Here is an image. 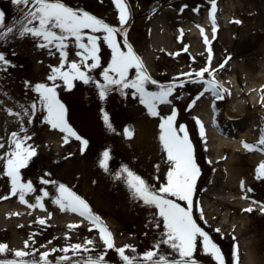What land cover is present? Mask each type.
<instances>
[{
    "label": "rangeland",
    "instance_id": "obj_1",
    "mask_svg": "<svg viewBox=\"0 0 264 264\" xmlns=\"http://www.w3.org/2000/svg\"><path fill=\"white\" fill-rule=\"evenodd\" d=\"M66 2L74 7H84L113 24L119 23L113 0ZM128 3L131 10L127 23L128 39L141 57L145 70L162 83L180 78L186 81L184 85H177L170 97L171 103H161L157 108L161 115H167L176 106V125L184 123L193 141L201 169L194 193V215L220 245L225 264H244L249 251L247 245L264 263V212L241 211L224 199L230 192H236L234 185L238 182L231 169L234 165L229 163L230 158L239 156L246 159L248 154L240 155L213 140L214 135L233 144L242 140V136L259 139L260 131L264 129V90L257 105L249 103L257 99L259 93L253 82L264 79V0H217L215 17L218 27L215 33L209 16L210 0H128ZM0 9L6 11L8 21L18 16V8L12 0H0ZM171 32L180 41L178 38H166ZM191 32L198 34L199 39L196 40ZM205 36L210 44L205 43ZM120 39L123 46L122 33ZM0 50L14 61L6 70H0V137L7 140L8 134L19 128L20 119L24 120L29 132L34 133L32 142L38 146L37 155L21 170L23 178L32 179L37 189L35 193L27 194L26 199L35 203V196L42 195L40 190L43 188L50 193L44 197L45 208L39 205L33 208L13 194L6 208L0 207V242L7 243L10 249L25 248L29 252L34 247L37 253L55 248L56 251L50 253L53 260L64 255L65 245L84 243L88 238L96 244L94 252L105 251L99 230L90 227L87 217L71 210H61L53 202L56 185L39 179L44 176L45 180L68 184L85 197L112 232L117 246L134 244L140 251L151 246L153 238L158 235L149 226L154 210L134 200L123 181L114 178L112 172L121 163H127L153 184L166 182L168 166L159 140V117L151 115L138 97H133L130 92L127 96L111 92L101 100L94 84L86 85L77 79L74 87L69 89L58 78V93L68 108V120L88 140L81 151L79 139L71 136L65 142V133L44 121L43 109L37 111L31 122L27 115L18 118L7 111L12 108L21 112V105L30 107V101L37 98L34 88L25 86L26 81L33 85L37 82L51 83L48 75L51 65L60 62L58 50L40 47L33 37L16 34H11L6 41L0 40ZM77 52L75 45H69V59L78 60ZM101 54L106 66L111 57V49L106 42L101 43ZM209 55L210 67L216 69V79L229 90L221 94L222 99H217L210 92L196 99L203 84L176 75L189 72L192 67L208 66ZM102 70L98 67L92 72L102 80L99 76ZM129 74L135 76V68L130 69ZM193 99L196 102L189 109L187 105ZM213 101L217 109L215 113ZM101 108L109 113L115 132L106 127ZM197 113H201L200 116ZM197 117L203 122L206 138L200 136ZM126 125L133 132L131 137L124 133ZM105 147L112 153L109 161L111 172H106L99 164ZM2 168L3 160L0 159ZM244 183L245 199L258 201L264 206V190L257 192L249 182ZM0 192L11 193L10 178L0 176ZM39 217H43L46 223H40ZM246 223L247 228L241 230ZM25 241H28L27 247ZM237 245L239 254L235 257ZM106 251L108 261L121 264L115 249ZM12 254L11 251L8 253L9 256ZM194 256L202 264H216L210 254L203 253L202 247H198Z\"/></svg>",
    "mask_w": 264,
    "mask_h": 264
},
{
    "label": "snow or ice",
    "instance_id": "obj_2",
    "mask_svg": "<svg viewBox=\"0 0 264 264\" xmlns=\"http://www.w3.org/2000/svg\"><path fill=\"white\" fill-rule=\"evenodd\" d=\"M12 3L18 8V16L8 21L6 11L0 9V40L6 41L11 34L20 37L31 36L37 41L38 46L57 49L60 62L51 65L48 75L51 83L37 82L33 85L30 81L25 82L26 87L34 88L37 93V98L30 101V107L21 105V112H15L12 108H8L7 111L18 118L27 115L31 122L37 111L43 109L44 121H47L53 129H61L65 133V142L71 136L79 139L82 142L81 151H83V146L88 144V140L69 122L68 108L58 93L57 79L59 78L69 89L74 87V81L77 79L86 85L94 84L101 100H105L111 92H119L122 96H127L130 92L133 97H138L139 102L146 106L151 115L159 117L161 130L159 140L166 153L164 162L168 167L166 182L162 184H153L127 163H121L119 168L112 172L114 178L123 181L134 200L154 210L149 226L158 235L153 238L151 246L145 250H138V246L134 244L117 246L112 232L102 217L92 210L85 197L75 192L66 183L45 180L44 176H40L39 179L44 183L56 185L53 202L59 205L61 210H71L87 217L91 222L90 227L99 230L105 251L94 252L96 244L88 238L84 243L65 245L64 255L53 260L50 258V253L55 252V248L37 253L34 247L29 252L25 248L10 249L7 243L0 242V264H65V262L67 264H113L106 259L108 249L117 251L121 264H202L194 256L198 247H202L203 253L210 254L216 264H225L220 245L201 226L194 215L193 209L196 203L194 193L201 169L187 127L184 123H180L177 127L178 108L176 106H173L167 115H161L157 108V105L161 103H171L170 97L176 91L177 85H184L186 81L180 78L162 83L145 70L141 57L128 39L127 23L131 16L128 0H113L117 10L118 24H113L84 7H74L66 0H12ZM210 3L209 16L214 25L212 31L215 33L218 27L215 17L217 0H210ZM180 10L183 11V8ZM121 33L123 46L120 39ZM204 39L206 44L211 43L207 36ZM102 42H106L111 49V57L106 66L102 60ZM69 45H75L77 48L78 60L69 59ZM208 51L211 53L212 49L209 47ZM208 60V66L199 69L192 67L189 72L176 75L203 84L202 90L196 94V99L205 92H210L217 99H222L221 94L229 90L216 79V69L210 67L211 55ZM13 63L14 61L8 58L7 53L0 50V70H6ZM98 67L103 69L99 73L102 80L92 72ZM133 68L136 75L130 76V69ZM196 99L188 103L189 109ZM212 107L215 113L217 111L215 101ZM101 112L106 127L115 132L109 113L103 108ZM196 120L200 125V136L205 137L203 122L199 117ZM124 133L129 137L133 135L128 125L124 127ZM33 135L34 133L29 132L24 120L20 119L19 128L12 130L7 140L0 137V159L3 160L0 176L10 178L11 194L18 195L19 200L24 204L33 208L37 205L45 208L44 197L50 196L48 189H41L42 195H36L35 203H30L26 196L29 193H35L37 189L32 179L23 178L21 171L37 155L38 146L32 142ZM241 143L245 149L259 148L261 152H264V129H261L257 142L249 143L243 140ZM5 148L6 151H4ZM111 155L110 149L105 147L99 157V164L106 172H111L109 164ZM156 167L159 169L160 165L157 164ZM256 176L258 179L264 178V160L256 166ZM156 179L159 181V176ZM241 187H245L243 180H241ZM177 198L186 203L178 202ZM252 207L249 205L247 211H252ZM260 211L264 212V206L260 208ZM38 220L42 224L46 223L43 217H39ZM69 226L73 225L70 223ZM24 243L27 247L28 241ZM10 251L13 253L11 256L8 255ZM32 253L37 255L33 256ZM238 254L237 245L234 256L238 257Z\"/></svg>",
    "mask_w": 264,
    "mask_h": 264
},
{
    "label": "bare ground",
    "instance_id": "obj_3",
    "mask_svg": "<svg viewBox=\"0 0 264 264\" xmlns=\"http://www.w3.org/2000/svg\"><path fill=\"white\" fill-rule=\"evenodd\" d=\"M191 35H194L195 39H199V35L192 33ZM166 38L168 39H177L179 40V37L172 32L166 35ZM194 39V41H195ZM180 41V40H179ZM193 41V42H194ZM200 43V40L198 41ZM184 44H190L188 41H183ZM196 43V41H195ZM193 47V46H192ZM230 55V54H229ZM264 79H261L259 82H253V85H255L259 89V93L257 95V99L249 101V103L253 105H257L259 102L257 101L259 96L262 94L261 92L264 90ZM258 102V103H257ZM201 113H197V115L200 116ZM202 116V115H201ZM245 136H242V140H246L249 143H255L258 141V138H250V139H245ZM213 140L217 142V145L222 146V147H227L232 151H235L239 153L240 155H247L246 159L239 158V156H233L230 158L229 163L234 165L231 167L233 169V174H235V177L237 179V183L234 185L235 191L236 192H230L227 196V198H224L226 201L229 203H232L237 209H240L241 211L247 210L249 205H252V210L257 211L258 214H262L263 212L260 211V208L262 207L261 203L258 201H248L245 199V195H247V191L245 188L241 187V180L244 182H249V186H254V189L258 192L259 190H264V178H257L256 176V166L261 160H264V152H261L259 149H245L243 144L241 143L242 140H240L238 143L234 142L231 143L230 140H224L222 138H218V136L214 135ZM250 140V141H249ZM235 172V173H234ZM233 187L231 186V189ZM11 196L13 194L7 193V192H0V207L2 209H5L7 204L9 203ZM247 228V223L242 225L241 230H245ZM248 246V253L245 255L244 258V264H264L263 262L260 261V256L253 252L251 247ZM66 263V262H65Z\"/></svg>",
    "mask_w": 264,
    "mask_h": 264
}]
</instances>
